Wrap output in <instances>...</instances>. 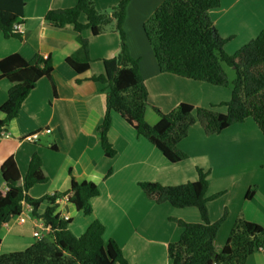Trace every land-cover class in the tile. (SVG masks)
Here are the masks:
<instances>
[{
	"label": "crops",
	"instance_id": "obj_1",
	"mask_svg": "<svg viewBox=\"0 0 264 264\" xmlns=\"http://www.w3.org/2000/svg\"><path fill=\"white\" fill-rule=\"evenodd\" d=\"M119 1L92 0V3L97 11L106 12ZM133 1L128 8H133ZM252 2L257 8L251 6ZM24 3L22 39H5L0 32V59L14 53L26 61L36 54L50 56L54 89L49 80L41 78L22 102L17 116L8 123L7 133L0 135V166L12 157L23 177L31 156L39 155L47 181L30 188L27 193L30 198L66 193L72 179L94 183L99 194L89 200L90 215H83L72 203L64 201L57 202L55 214L69 218L68 229L74 236L81 235L93 221H99L104 226V241L113 240L128 264H171L166 248L179 239L182 229L170 219L200 222L195 208L177 209L148 199L138 186L141 182L180 185L196 181V168L206 171V197L219 194L206 205L209 220L214 223L226 214L213 242L217 252L239 216L264 229V136L252 119L213 135H206L196 122L177 144L186 159L172 164L146 139L138 137L119 114L111 112L107 139L115 155L104 156L96 131L106 108L107 85L95 84L94 92L81 97L68 84L74 73L65 60L78 49L79 35L88 41L91 73L103 74L102 61L115 57L119 51V36L113 24L96 36L89 29L77 34L72 26L57 28L45 20L48 11L74 7L76 0H24ZM208 15L221 38H235L238 24L245 21L247 37L255 39L258 31H264V0H220V6ZM79 21L85 23V16L81 15ZM144 23L138 19L136 41L131 40L136 44L130 42L128 49L132 58L139 61L148 93L145 121L150 125L157 123L153 107L166 114L180 103L224 113L225 108L218 106L229 101L231 90L158 72L141 30ZM248 39L242 41L243 45L253 40ZM230 41L223 47L228 55L233 54ZM141 47H146L150 56L145 51L142 59ZM9 87L7 80L0 79V106L7 99ZM0 118L4 115L0 114ZM32 135H37L36 139L28 141L26 138ZM253 187V196L246 199V192ZM0 190H5L1 176ZM48 206L44 201L37 213L41 215ZM22 216L23 224H19L16 215L9 216L2 225L0 255L24 251L36 241L32 216L26 210ZM244 264H264V252L257 251Z\"/></svg>",
	"mask_w": 264,
	"mask_h": 264
},
{
	"label": "trees",
	"instance_id": "obj_2",
	"mask_svg": "<svg viewBox=\"0 0 264 264\" xmlns=\"http://www.w3.org/2000/svg\"><path fill=\"white\" fill-rule=\"evenodd\" d=\"M130 1L120 0L109 11L99 12L92 0H76L74 7L45 14V20L53 27L69 25L77 34L89 29L96 36L113 24L119 36V51L115 57L102 61L104 73L101 75L91 73L88 41L79 35L78 49L65 60L74 73L68 84L81 97L94 92L95 84L107 85L106 108L96 131L104 156L112 158L115 155L107 139L111 112L119 114L138 137L146 139L172 164L186 159L177 144L196 122L206 135H213L251 118L264 136V31L228 55L223 47L229 39L218 35L208 15L210 10L220 6V0H162L142 25L158 72L230 88L231 98L222 103L227 108L225 113L195 108L187 103H180L166 114L153 107L158 121L150 125L144 118L148 93L139 61L130 55L123 30ZM24 6V0H0V32L5 39H22L17 27L23 22ZM81 15L85 16V23L79 21ZM223 64L235 73L231 82L222 69ZM52 71L50 56L36 54L26 61L14 53L0 59V79L10 84L7 99L0 106V114L4 115L0 118V135L7 133L9 121L17 116L22 102L39 79L46 78L54 89ZM196 173V181L180 185L138 183L144 195L158 205L167 203L177 209L195 208L199 213L198 223L170 219L182 232L176 242L167 245L168 259L171 264H244L249 256L264 248V229L239 216L222 249L217 252L213 242L226 214L224 212L216 222H210L206 205L219 194L206 197L208 173L200 168H196ZM109 174L110 171L106 177ZM0 176L5 187L0 190V229L9 216L20 214L22 203L30 206L33 218L50 227L44 238L36 240L24 251L0 255V264H128L113 240L104 241V226L99 221H93L81 235L74 236L68 229L69 218L64 220L63 216L55 214L57 200L67 195L76 210L90 215L89 200L99 194L94 183L72 179L66 193L30 198L28 190L47 181L37 154L31 156L23 177L12 157L0 166ZM254 192V187L249 189L245 198H251ZM44 201L49 206L39 215L38 207Z\"/></svg>",
	"mask_w": 264,
	"mask_h": 264
},
{
	"label": "rangeland",
	"instance_id": "obj_3",
	"mask_svg": "<svg viewBox=\"0 0 264 264\" xmlns=\"http://www.w3.org/2000/svg\"><path fill=\"white\" fill-rule=\"evenodd\" d=\"M131 1H133V0H131ZM161 1L162 0H156L155 2H154V0L153 1L152 0H135V1H133L135 3V5H133V8H128L129 6L127 7V9H126L127 12H126L125 20H124V24H123V30L125 33V42L127 45H129L130 42L136 41L135 37H134V35H135L134 33H135L136 23H137L138 19L141 18V22L142 21L146 22L147 20H149L150 17L152 16V12H153L154 8H156L155 5L158 6L161 3ZM152 3H153V5H151ZM250 4H251V6L253 5V6H256V8H257V5L255 2H252ZM139 10L142 11V13H139L138 12ZM258 24L259 23L256 22V25H258ZM245 28H246V21L241 22L238 24V29H239V32L241 34H239L238 29L236 28V36H238L237 38H236V36H235V38H232V37L224 38V39L231 40L229 49L231 51H233V53L237 50L236 49L237 46H239V44H241L242 41H245V39L249 40L248 38H250V40L253 39V37H247L245 35V30H246ZM137 31H138V28H137ZM261 32H262V30L258 31L257 36ZM142 39H144V38L142 37ZM131 40H133V41H131ZM228 41L226 43H228ZM134 44H136V43H134ZM146 45H147V47H149L151 55H152V50H151L150 45L148 43ZM242 45H243V43H242ZM141 49L142 50H140L139 54L142 56V59H143L146 56V52L149 53V50L146 47L145 48L141 47ZM149 56H150V53H149ZM222 69L225 72L228 81L231 82V80H233L234 76H235V73L232 70V68H229L228 66L223 64ZM225 89L230 90V88H225ZM230 95H231V92H230ZM230 98H231V96H230ZM218 107H224L225 108L224 113L226 112L227 108L225 105H222V103Z\"/></svg>",
	"mask_w": 264,
	"mask_h": 264
},
{
	"label": "built area",
	"instance_id": "obj_4",
	"mask_svg": "<svg viewBox=\"0 0 264 264\" xmlns=\"http://www.w3.org/2000/svg\"><path fill=\"white\" fill-rule=\"evenodd\" d=\"M17 28H18L19 31H21V26H18ZM45 132H46V133H49L50 131H49V130H46ZM36 136H37V135L28 136L26 139H27L28 141H33V140L36 139ZM59 201H61V202H62V201H64V202H69V201H68V196H67V195L62 196L60 199L57 200V202H59ZM24 210H26V211L29 213V216L31 215V208H30V206H28V205L25 204V203H22V210H21L20 214L17 215V218H18V222H19V224H23L24 221H25L24 216H22ZM30 217H31V216H30ZM31 218H32V221H33L34 226H35L34 228L36 229V230L33 232V237H34L36 240H40V239L44 238V236H45L47 233L50 232V227H49V226H45V225L42 223V221L39 220V219H37V218H33V217H31ZM62 218H63L64 220H67V219H68V217H66V216H63ZM259 251L264 252V248H260Z\"/></svg>",
	"mask_w": 264,
	"mask_h": 264
}]
</instances>
